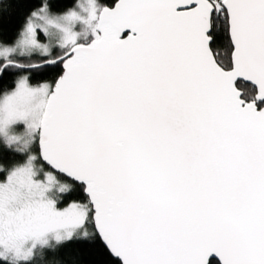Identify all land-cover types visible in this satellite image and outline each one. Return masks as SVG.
<instances>
[{"label": "snow or ice", "instance_id": "6c2138e0", "mask_svg": "<svg viewBox=\"0 0 264 264\" xmlns=\"http://www.w3.org/2000/svg\"><path fill=\"white\" fill-rule=\"evenodd\" d=\"M0 264H264V0H0Z\"/></svg>", "mask_w": 264, "mask_h": 264}, {"label": "trees", "instance_id": "16d2710c", "mask_svg": "<svg viewBox=\"0 0 264 264\" xmlns=\"http://www.w3.org/2000/svg\"><path fill=\"white\" fill-rule=\"evenodd\" d=\"M20 19L18 9L13 6L0 18V32L11 33L18 26Z\"/></svg>", "mask_w": 264, "mask_h": 264}]
</instances>
